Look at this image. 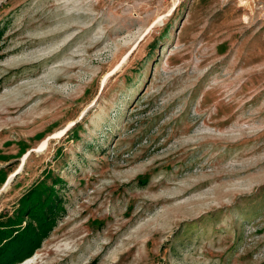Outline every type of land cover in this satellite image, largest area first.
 Instances as JSON below:
<instances>
[{
    "label": "rangeland",
    "instance_id": "rangeland-1",
    "mask_svg": "<svg viewBox=\"0 0 264 264\" xmlns=\"http://www.w3.org/2000/svg\"><path fill=\"white\" fill-rule=\"evenodd\" d=\"M34 188L19 264H264V0H0V219Z\"/></svg>",
    "mask_w": 264,
    "mask_h": 264
},
{
    "label": "trees",
    "instance_id": "trees-1",
    "mask_svg": "<svg viewBox=\"0 0 264 264\" xmlns=\"http://www.w3.org/2000/svg\"><path fill=\"white\" fill-rule=\"evenodd\" d=\"M45 192V188L32 189L22 197L15 213L0 219V264L23 262L48 237L56 223L59 203L53 190L49 195Z\"/></svg>",
    "mask_w": 264,
    "mask_h": 264
},
{
    "label": "bare ground",
    "instance_id": "bare-ground-1",
    "mask_svg": "<svg viewBox=\"0 0 264 264\" xmlns=\"http://www.w3.org/2000/svg\"><path fill=\"white\" fill-rule=\"evenodd\" d=\"M177 6H178V3L175 2V4L170 8V10L168 11V13H167L166 15H164L162 18H165L166 16H171V15H173V13L175 12V10L177 9ZM159 20H160V19H159ZM159 20H156L155 22L152 23L151 27H150V28L148 29V31H147V32L141 37L139 43L136 45V47H135L133 50H135V49L138 47V45L140 44V42L143 41V40L145 39V37L148 35V33L151 32L152 28L158 23ZM125 59H126V58H125ZM105 79H106V78H105ZM105 81H106V80H104V84H105ZM68 128H69V127H68ZM68 128H65V129H63V130H58L57 132L53 133V134L50 135L48 138H46L45 140H43V141L40 143V145H39V147H38V150H39V151L44 150V149L48 146L49 140H50L51 138L62 136V135L68 130ZM27 158H28V155L24 157V159H23V163H22V165H21V167H20V169H19L18 171H21V170L23 169V167H24V165H25V163H26V159H27ZM14 175H15V174H14ZM14 175H13V176H14ZM11 180H12V178H10L9 183L11 182ZM30 260H32V258L27 259V260L25 261V263H26V262H29Z\"/></svg>",
    "mask_w": 264,
    "mask_h": 264
},
{
    "label": "built area",
    "instance_id": "built-area-1",
    "mask_svg": "<svg viewBox=\"0 0 264 264\" xmlns=\"http://www.w3.org/2000/svg\"><path fill=\"white\" fill-rule=\"evenodd\" d=\"M226 2H234V3H238L241 4L242 2H251L253 0H224Z\"/></svg>",
    "mask_w": 264,
    "mask_h": 264
}]
</instances>
